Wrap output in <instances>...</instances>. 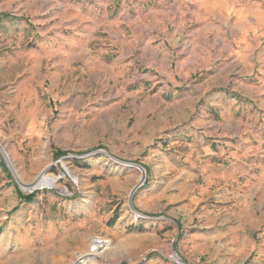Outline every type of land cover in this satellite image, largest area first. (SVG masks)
I'll list each match as a JSON object with an SVG mask.
<instances>
[{
	"label": "rangeland",
	"instance_id": "374dc122",
	"mask_svg": "<svg viewBox=\"0 0 264 264\" xmlns=\"http://www.w3.org/2000/svg\"><path fill=\"white\" fill-rule=\"evenodd\" d=\"M0 144V264H264V0H0Z\"/></svg>",
	"mask_w": 264,
	"mask_h": 264
},
{
	"label": "crops",
	"instance_id": "0c3cea01",
	"mask_svg": "<svg viewBox=\"0 0 264 264\" xmlns=\"http://www.w3.org/2000/svg\"><path fill=\"white\" fill-rule=\"evenodd\" d=\"M4 17H7L8 19L10 18V16H4ZM18 27L19 26H17V28ZM29 29H30L29 25H27L26 28H24V36L22 37V39H19V38L17 39L18 36L16 38H14L13 35H8L7 34V36L3 37V41H6V43H11V48L14 47V40L15 39H17V41H18L16 43L18 45H19V41L21 42V40L24 41V40L28 39L29 41H32L33 40V36H32V33L30 32ZM94 29L95 28H92L91 32L89 30L80 31V33L78 34V36L75 39H67L65 34H59V39H58L59 42H58V40H56L55 42H52V40L50 38H48V41H46V39H44V42L42 43L43 47H41L40 51H43V53H47L48 52L49 54H52V51H56L55 49H59V54L62 56L69 48V50L71 52L73 51L75 53V56H78L80 53H83L84 50H85V48H84V40H85V38L88 35V40H87V43H86V45H88V43L90 41L89 37L93 36ZM15 31H16L15 33L18 32L17 29ZM57 44H59V45H57ZM28 45H29V43L26 45V47ZM78 46H79V48L76 49V47H78ZM65 48H67V50ZM29 51H31L30 54H28L29 57H31L34 60L36 55H37V53H38L37 49L31 47V48H29ZM184 55H185L186 61H188V62H190V61L193 62L192 59H194L196 57L193 52H192V55H191L190 51H188ZM11 58L15 62V65H13V71L14 70H15V72L17 71L16 74L19 75L20 55L18 54L15 57L12 56ZM126 65L127 66H131V63H128ZM179 67H181V66H179ZM188 88L191 89V87H188ZM176 91L177 92H173L171 94H173L174 97L176 96V94H177L178 97H180L178 94L180 92H183V90L180 89V90H176ZM217 105H219V104H217ZM211 106H212V103H210V107ZM219 106H222V105H219ZM186 107L187 106H184V108H186ZM175 130H176L175 134H176V136L180 137V140L185 139L186 137H191V136L193 137V134H192L193 127H191V126L190 127L187 126V125L180 126L177 129H175ZM194 138H195V142L196 143H198L200 145H203V146L205 145V142L203 140H200L201 137H199V135H195L194 134V137L192 138V140H194ZM210 146L212 147V145H209V147Z\"/></svg>",
	"mask_w": 264,
	"mask_h": 264
},
{
	"label": "bare ground",
	"instance_id": "6f19581e",
	"mask_svg": "<svg viewBox=\"0 0 264 264\" xmlns=\"http://www.w3.org/2000/svg\"><path fill=\"white\" fill-rule=\"evenodd\" d=\"M1 151H3L2 149H0ZM7 152H5V157L7 162L9 163V165L13 168L15 174L18 177V174L15 171V168L13 167V163L12 160L10 158V156L8 154H6ZM66 166V165H65ZM17 170V169H16ZM145 173V172H144ZM71 174V173H70ZM72 175V174H71ZM19 178V177H18ZM139 184H142L145 180V175L143 174V176L139 177ZM60 178L58 177H52L48 174V169L45 170L44 172H42L36 179L35 181H33V183L31 184H26L22 181L19 180L20 185L22 186L23 190L25 192H31L32 190H38V189H43L45 187H50V188H56L59 187L58 182H59ZM73 180L75 183H78V178L75 177L73 175ZM62 192H65V190H62ZM91 247V246H90ZM104 247H106L104 242L101 241H96L95 242V246L93 248L92 251H95L98 253V251H100L101 249H103ZM177 259V258H176ZM175 259V260H176ZM178 261V259H177ZM180 264H182L181 262H179Z\"/></svg>",
	"mask_w": 264,
	"mask_h": 264
},
{
	"label": "trees",
	"instance_id": "16d2710c",
	"mask_svg": "<svg viewBox=\"0 0 264 264\" xmlns=\"http://www.w3.org/2000/svg\"><path fill=\"white\" fill-rule=\"evenodd\" d=\"M20 197H21L22 200L28 202L29 204L33 203L34 200H35V195H34V194H32V195H30V196H21V195H20ZM113 221H114V222H112V224L115 223V222L117 221V217H116Z\"/></svg>",
	"mask_w": 264,
	"mask_h": 264
},
{
	"label": "built area",
	"instance_id": "2783aa9c",
	"mask_svg": "<svg viewBox=\"0 0 264 264\" xmlns=\"http://www.w3.org/2000/svg\"><path fill=\"white\" fill-rule=\"evenodd\" d=\"M96 241L104 242L105 245H107V246L109 245L107 241H103V240H101L100 238H95V239H93V241H92V244H93L94 246H95V242H96ZM93 248H94V247H93ZM105 248H107V247H104L103 249H105ZM103 249H101V250H103ZM101 250H100V251H101Z\"/></svg>",
	"mask_w": 264,
	"mask_h": 264
},
{
	"label": "water",
	"instance_id": "95a60500",
	"mask_svg": "<svg viewBox=\"0 0 264 264\" xmlns=\"http://www.w3.org/2000/svg\"><path fill=\"white\" fill-rule=\"evenodd\" d=\"M0 149H2L3 150V148H2V146H1V144H0ZM3 152L5 153V151L3 150ZM66 174H68V170L67 169H65L64 168V176H66ZM35 190H32L30 193H33ZM133 193H134V191L132 192V194H131V197H132V195H133Z\"/></svg>",
	"mask_w": 264,
	"mask_h": 264
}]
</instances>
